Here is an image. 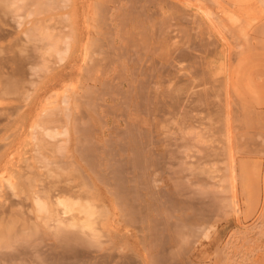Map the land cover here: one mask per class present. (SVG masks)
<instances>
[{"label": "rangeland", "instance_id": "obj_1", "mask_svg": "<svg viewBox=\"0 0 264 264\" xmlns=\"http://www.w3.org/2000/svg\"><path fill=\"white\" fill-rule=\"evenodd\" d=\"M0 264H264V0H0Z\"/></svg>", "mask_w": 264, "mask_h": 264}, {"label": "bare ground", "instance_id": "obj_2", "mask_svg": "<svg viewBox=\"0 0 264 264\" xmlns=\"http://www.w3.org/2000/svg\"><path fill=\"white\" fill-rule=\"evenodd\" d=\"M72 243V242H71Z\"/></svg>", "mask_w": 264, "mask_h": 264}]
</instances>
